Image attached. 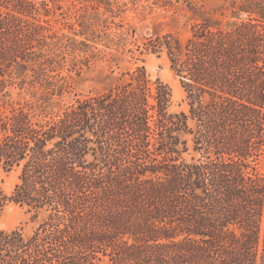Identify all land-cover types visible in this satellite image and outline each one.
Wrapping results in <instances>:
<instances>
[{
  "label": "trees",
  "instance_id": "1",
  "mask_svg": "<svg viewBox=\"0 0 264 264\" xmlns=\"http://www.w3.org/2000/svg\"><path fill=\"white\" fill-rule=\"evenodd\" d=\"M129 4L185 5L189 34L127 26ZM127 45L167 57L188 112L145 66L76 92ZM262 158L264 0H0V219L39 221L0 230V264H264Z\"/></svg>",
  "mask_w": 264,
  "mask_h": 264
},
{
  "label": "rangeland",
  "instance_id": "2",
  "mask_svg": "<svg viewBox=\"0 0 264 264\" xmlns=\"http://www.w3.org/2000/svg\"><path fill=\"white\" fill-rule=\"evenodd\" d=\"M39 1L51 2V0ZM62 4L64 8L70 5L68 2H62ZM127 8L128 11L122 17L127 26L130 24L140 28L157 21L165 31H177L182 36L189 34L193 14L185 5H179L177 9H155L153 12L143 10L140 6L134 7L132 4H129ZM120 20L118 19L117 21L119 22ZM57 27H61V24H57ZM129 49H133L134 52H128ZM99 50H102L100 57L103 59L97 60L93 68L78 80L76 85L77 93L87 94L90 91H101L109 87L114 82V78L120 76V72L133 71L139 66H145L152 82L161 79L171 87L173 103L170 111L172 113L188 112L186 93L180 79L171 70L165 55L161 57L151 54L141 55L133 45H127L125 48L120 49L119 53L116 52V49H106L103 46H100ZM115 55L120 57L121 60L114 59ZM112 71H116L114 75H111ZM110 75L111 77L108 78L107 76ZM17 93L18 91H15V99L18 97ZM72 98L73 95H68L66 101L70 102ZM192 156H195V154L190 150L189 153L184 155V158L191 159ZM249 172L264 178V158L258 162L254 169H249ZM18 175L17 171H0L1 186L8 197L12 195L18 183ZM38 226L39 221L33 218V213L27 207H21L14 203L7 205L0 219V230L8 232L21 230L25 235H31Z\"/></svg>",
  "mask_w": 264,
  "mask_h": 264
}]
</instances>
